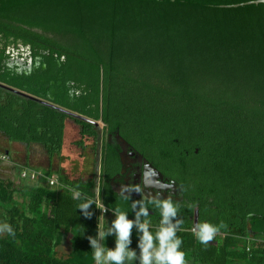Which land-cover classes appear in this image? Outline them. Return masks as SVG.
<instances>
[{"label": "trees", "instance_id": "16d2710c", "mask_svg": "<svg viewBox=\"0 0 264 264\" xmlns=\"http://www.w3.org/2000/svg\"><path fill=\"white\" fill-rule=\"evenodd\" d=\"M262 1L0 0V84L102 124L101 135L92 123L0 87V136L42 146L50 163L32 185L0 179V264H94L88 238H97L98 218L109 227L119 208L134 219L130 201L114 198L107 182L120 169L105 140L116 133L182 188L186 210L173 223L187 264H264ZM17 45L46 67L28 82L4 64ZM68 120L80 128L77 147L95 143L100 180L96 170L72 181L53 169ZM21 170L32 169L27 162ZM89 199L109 213L101 216L96 204L80 213ZM147 219L154 234L160 219ZM203 222L224 225L207 246L192 232ZM139 236L133 228L137 256ZM66 238L67 257L58 252ZM98 243L114 248V234Z\"/></svg>", "mask_w": 264, "mask_h": 264}, {"label": "clouds", "instance_id": "9594fccd", "mask_svg": "<svg viewBox=\"0 0 264 264\" xmlns=\"http://www.w3.org/2000/svg\"><path fill=\"white\" fill-rule=\"evenodd\" d=\"M80 197L81 193L73 190L72 198L77 200ZM93 204H96V208L102 213L109 210L102 203L91 199L80 203L78 210L87 216V210ZM148 204L153 205L160 215L159 227L154 234L149 231L150 221L147 219L149 209L144 203H138V207H134L135 216L132 220L128 219L127 212L119 208L111 210L115 219L110 227L99 223L98 218L97 238H88L94 264H133L134 261H138V264H187L186 253L180 250L183 241L177 236V225L173 223L178 212L177 205L171 199H152ZM141 217L144 218L142 222ZM5 227L11 233V229ZM222 227L223 224L217 226L203 222L195 225L192 232L201 245L207 246ZM133 228L140 233L139 256L130 248ZM107 234H114L115 247L112 249L106 244L98 243V240L105 241Z\"/></svg>", "mask_w": 264, "mask_h": 264}, {"label": "flooded vegetation", "instance_id": "af4514ba", "mask_svg": "<svg viewBox=\"0 0 264 264\" xmlns=\"http://www.w3.org/2000/svg\"><path fill=\"white\" fill-rule=\"evenodd\" d=\"M42 59L41 56L33 55L29 48L17 45L7 49L4 64L12 76L16 75L19 80L28 82L29 77L39 74L38 69L41 66H43V70L46 69L44 65H41ZM4 88L12 92L17 91L6 86ZM57 93L55 89H51L49 97L52 99L53 95ZM98 130L102 135L100 127H98ZM105 140L109 142V145L115 147L119 154L120 169L107 181L114 198L118 197V199L123 198L130 201L133 208L138 207V203H144L149 209L147 218L151 220L160 219L158 210L153 205L148 204V201L152 199H171L177 205L178 212L183 210L180 213L184 215L186 207L181 208L185 201L183 191L175 181L165 177L161 172L162 179L159 178L156 173L151 171L152 167L155 168L152 163L130 144L122 147L116 139V134H109L105 137ZM101 143L102 140H100ZM97 174L98 180H100V171ZM189 219L193 220V217L189 216ZM197 220L195 218V222Z\"/></svg>", "mask_w": 264, "mask_h": 264}, {"label": "rangeland", "instance_id": "374dc122", "mask_svg": "<svg viewBox=\"0 0 264 264\" xmlns=\"http://www.w3.org/2000/svg\"><path fill=\"white\" fill-rule=\"evenodd\" d=\"M79 133L80 128L72 120H68L65 149L61 157H55L52 163L54 170L61 168V176L67 177L72 181L92 178L95 170L96 172L100 171V157L97 155V152H92L95 143L92 140L85 141L86 148L83 150L75 145V143L81 140ZM0 149L4 151L7 150L8 155L10 153V160L8 162L1 161L0 178H15L14 180L19 181L18 177L24 176L22 172L17 171L18 164L23 165L28 162L33 171H35L36 168L47 169L49 167V158L45 149L40 145L26 147L24 144L15 143L8 139L6 140L4 136L1 135ZM26 156L29 157V161H27ZM108 225L110 227L111 222H109ZM58 252L60 256H68L70 252L69 239H66L65 244L63 243V247L58 248Z\"/></svg>", "mask_w": 264, "mask_h": 264}, {"label": "water", "instance_id": "95a60500", "mask_svg": "<svg viewBox=\"0 0 264 264\" xmlns=\"http://www.w3.org/2000/svg\"><path fill=\"white\" fill-rule=\"evenodd\" d=\"M262 2H264V0H263ZM0 87H5V86H3V85L0 84ZM13 92H15L16 94H19V95H21V96H23V97H27V98H29V99H33V100L39 101V102H41V103H43V104H45V105L55 107V106H53V105H51V104H49V103H47V102H44V101L38 100V99H36V98H34V97H31V96H29V95H27V94H25V93L20 92V91H13ZM55 108H57V109H59V110H61V111H63V112H66V113L69 114L71 117L79 118V119H82V120H84V121H86V122L92 123V124L95 125L96 127H100V126L102 125L101 123H97V122L90 121V120L85 119V118H83V117H81V116H79V115H76V114H73V113L67 112V111H65V110H63V109H60V108H58V107H55ZM116 139L118 140L119 144H120L122 147H123V146H128V143H127V142H126V141L120 136L119 133H116ZM0 152H1L2 154L8 155V152H7V151L0 150ZM151 171H152L153 173H156V174L158 175V177L162 179L161 173H160L156 168H153V167H152V168H151Z\"/></svg>", "mask_w": 264, "mask_h": 264}, {"label": "built area", "instance_id": "2783aa9c", "mask_svg": "<svg viewBox=\"0 0 264 264\" xmlns=\"http://www.w3.org/2000/svg\"><path fill=\"white\" fill-rule=\"evenodd\" d=\"M10 160V158H9V155H5V154H0V161H4V162H8ZM22 174H23V176L24 177H22V178H27V177H29L30 179H31V181H35L37 178H38V176H40L41 175V173L40 172H37V171H32V170H25V171H23L22 172ZM48 184H49V186L50 187H55V186H57L58 185V182H57V180H55V179H48V182H47ZM97 202H100V203H102L100 200H98ZM103 204V203H102ZM104 205V204H103ZM105 207V206H104ZM106 208V207H105ZM107 209V208H106ZM100 211V214H101V216H106L108 213H109V210L108 211H105V212H101V210H99Z\"/></svg>", "mask_w": 264, "mask_h": 264}, {"label": "crops", "instance_id": "0c3cea01", "mask_svg": "<svg viewBox=\"0 0 264 264\" xmlns=\"http://www.w3.org/2000/svg\"><path fill=\"white\" fill-rule=\"evenodd\" d=\"M5 151H7V150H5ZM8 152V151H7ZM2 154V153H1ZM9 156H10V153H9ZM12 159V158H11ZM26 159H27V161H29V157L28 156H26ZM13 160V159H12ZM14 162V161H13ZM14 163H16V162H14ZM1 164V163H0ZM26 164V163H25ZM25 164H23V165H21V164H18L17 165V171L19 172H21L22 170H21V168H22V166H24ZM30 169H32L31 167H30ZM33 170V169H32ZM35 171H39V172H41V171H44L43 169H38V168H36L35 169ZM14 176V175H13ZM0 179H3V178H0ZM15 179V178H14ZM13 178H10V180L11 181H13L16 185H18V184H20V183H26V182H28L27 184L28 185H32V184H34L33 183V181L32 182H30V181H24V180H22V178L21 177H18V179H19V181H16V180H14ZM67 239V238H66ZM66 239L64 240V244H65V241H66ZM68 240V239H67ZM69 242H70V240H69ZM60 247H63V244L60 246Z\"/></svg>", "mask_w": 264, "mask_h": 264}]
</instances>
